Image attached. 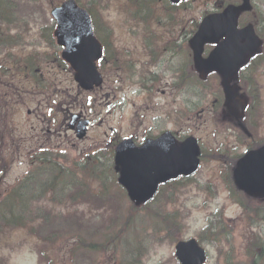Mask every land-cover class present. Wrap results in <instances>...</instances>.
I'll return each instance as SVG.
<instances>
[{
	"label": "rangeland",
	"instance_id": "obj_1",
	"mask_svg": "<svg viewBox=\"0 0 264 264\" xmlns=\"http://www.w3.org/2000/svg\"><path fill=\"white\" fill-rule=\"evenodd\" d=\"M65 1L7 0L12 7L43 6L45 12L39 8L38 20L33 19L34 23L20 20L17 26L24 24L23 28L12 33H21V45L14 47L11 56L7 52L0 55V63H6L5 72L9 74L7 78L0 79V185H15L27 177L31 178L35 171L28 160L41 147L57 155L60 160L55 158V162L69 163L70 159L80 160L123 138L135 137L141 141L146 133L158 135L171 130L180 139L190 135L199 141L204 154L201 169L187 188L184 187L186 185L178 186L179 193L173 198V190L167 186L142 212L132 211V206L125 203V213L119 207L107 211V217L114 218L121 229L127 225L128 214L140 217L141 225L136 232L151 243V251L142 264H177L175 243L172 242L180 239L201 241L209 251L208 264H251L254 259H247L241 247L244 249L251 243L264 244V226L261 239L257 237L264 217L262 214V218L258 219L256 212L250 216L246 214L243 206L249 207L250 211L256 209L252 201L239 194L230 198L229 190L234 192L230 171L235 160L250 146L264 142V51L255 66V73L246 74L242 83L251 101L246 123L248 127H253L252 142H246L231 129V124L221 122L217 113L221 105L219 82L215 76L209 79L206 89L197 78H186L187 68L191 65L186 60L189 56H184L188 54L186 48L173 54L171 66L167 63L170 53L166 47L178 38L182 43V32L194 31L204 16L229 5L228 0H193L175 12L168 3L148 5L147 8L150 7L154 13L151 15L161 21V24L153 22L150 29L160 37L156 46L160 57L152 68L149 67L152 57L148 38L143 34L144 26L129 19L124 12L128 0H77L86 6L96 4L97 14L104 24L100 28L107 38L109 55L113 54L120 61L113 67L109 61L101 65L104 84L93 92L81 90L74 82L71 69L54 60L57 53L60 57L61 50L53 38L55 29L52 28L50 13ZM107 3L109 6L105 7ZM253 5L252 14L242 18L241 26L255 24L258 34L264 39V0H253ZM109 55L106 58L112 59ZM17 60L23 62L21 72L16 67ZM126 61L132 67L128 63L123 66ZM31 65L38 66L40 74L32 76ZM171 67L173 71L180 70L184 74L173 77ZM152 74L158 75L160 82L155 88L157 92L153 93L154 100L149 101V92L141 91L140 87L141 84L151 86ZM172 79L171 94L167 86ZM20 84L25 85L17 89ZM48 86L50 91H44ZM163 91H166L165 95ZM72 114H81L92 122L84 141H78L68 129ZM3 165L7 166L6 172H3ZM211 193L216 198L210 197ZM169 199L173 200V204L166 205ZM92 213L98 223L90 230L101 225L97 218L102 212ZM216 213L224 218L221 228L233 233L220 244L211 243L207 237V227ZM251 223L255 226H250ZM9 244L14 247V252L11 249L6 251L9 264H39L33 249L35 242L28 240L26 231L12 233ZM119 245L117 250L112 246L110 250L101 252L96 257V264L114 262L111 257L113 252L117 255L118 264H128L124 258L129 252H123ZM122 246L128 251L125 245ZM232 246L235 253L230 251ZM260 264H264V260Z\"/></svg>",
	"mask_w": 264,
	"mask_h": 264
},
{
	"label": "trees",
	"instance_id": "obj_2",
	"mask_svg": "<svg viewBox=\"0 0 264 264\" xmlns=\"http://www.w3.org/2000/svg\"><path fill=\"white\" fill-rule=\"evenodd\" d=\"M6 2L0 0V42L13 30L23 28L14 25L16 21L38 20L39 8H16ZM51 161L52 154L38 161L47 169L43 173L38 171L40 174L34 177L32 199L26 200L22 189H12L0 201V264H8L3 257L2 241L16 229L27 230L28 236L38 241L35 251L40 264H96L97 252L109 250L111 245L119 247L118 224L114 218L107 217V211L117 205L110 189L103 184L105 179L97 170H89V162L69 172ZM94 211L102 212L97 218L101 225L90 230L98 223ZM128 215L123 230L133 226V215Z\"/></svg>",
	"mask_w": 264,
	"mask_h": 264
},
{
	"label": "water",
	"instance_id": "obj_3",
	"mask_svg": "<svg viewBox=\"0 0 264 264\" xmlns=\"http://www.w3.org/2000/svg\"><path fill=\"white\" fill-rule=\"evenodd\" d=\"M171 1L179 3L183 0ZM244 2L248 4L249 0H244ZM52 15L59 24L58 31L56 32L59 43L67 47L63 56L78 71L77 81L87 89L91 88L94 83L95 85H99L101 83L100 76L97 74L95 66L89 63L90 58L88 54L92 48L93 55H91V58L95 60L100 56V51L97 53L96 47H98V43L93 35L87 13L79 9L75 1L70 0L64 3L61 8L54 10ZM223 17V21L220 24H217L212 19L204 22L199 33L196 35L197 44H204L212 36H220L227 37V45L245 40L246 45L242 47L241 52H245L246 54L256 52L260 42L255 36L253 29L249 27L241 32H237L238 14L233 9L226 11ZM215 28L217 29L212 32ZM221 52L220 48L213 54V57L220 56ZM224 54L228 55V51H225ZM239 110H241L240 103L237 112ZM87 124L85 122V125ZM84 127L86 130V126ZM81 132H83V129H81ZM188 145H191L190 150L189 148L185 151L172 149L171 153L167 152L165 155L155 154L153 157L156 160L150 173L151 178L153 174H156L155 177L157 178L165 177V179H170L176 172H179L173 169V161L189 162L192 149L191 162L195 161L197 156L196 143L194 140H190ZM123 156L127 157V160L124 161V173L126 176L122 177L121 182L127 187L131 198L135 201L139 202L149 198L152 193L144 195L140 192L141 184L137 175L144 170L145 166L141 163V153L135 150L131 141H126L120 145L117 152V162L120 163ZM236 180L242 189L249 192H254L256 189L264 190V149L254 155L250 154L248 158L241 162L239 170L236 173ZM176 250V256L181 264H203L206 260L205 252L198 247L195 241L180 243Z\"/></svg>",
	"mask_w": 264,
	"mask_h": 264
},
{
	"label": "flooded vegetation",
	"instance_id": "obj_4",
	"mask_svg": "<svg viewBox=\"0 0 264 264\" xmlns=\"http://www.w3.org/2000/svg\"><path fill=\"white\" fill-rule=\"evenodd\" d=\"M159 38L160 37H157V36L148 37V43H147V45L149 47V53H150V55L152 57L151 62H154L155 64L157 63V61H158V59L160 57V53H157V50H159V48L156 47V46L159 45L158 44V39ZM213 48L214 47H211V51L213 50ZM166 49H169L168 52L170 53L169 59L167 60V63H168L169 66H171L172 65V62H173V43L170 44L168 47H166ZM208 51H210V49ZM170 71L173 74V68L172 67L170 68ZM155 76H156V79L160 82V79L157 78L158 75H155ZM167 88L171 92H173V79L171 80V83L168 84Z\"/></svg>",
	"mask_w": 264,
	"mask_h": 264
}]
</instances>
